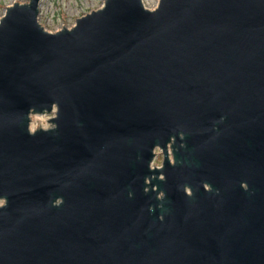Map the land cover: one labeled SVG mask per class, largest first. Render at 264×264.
<instances>
[{
	"label": "water",
	"instance_id": "water-1",
	"mask_svg": "<svg viewBox=\"0 0 264 264\" xmlns=\"http://www.w3.org/2000/svg\"><path fill=\"white\" fill-rule=\"evenodd\" d=\"M40 1L0 16V264H264V0Z\"/></svg>",
	"mask_w": 264,
	"mask_h": 264
},
{
	"label": "rangeland",
	"instance_id": "rangeland-1",
	"mask_svg": "<svg viewBox=\"0 0 264 264\" xmlns=\"http://www.w3.org/2000/svg\"><path fill=\"white\" fill-rule=\"evenodd\" d=\"M13 1L26 0H0V16L4 13L7 5ZM145 6L152 8L158 0H143ZM103 0H41L39 3L38 20L47 30L54 31L62 26H71L75 18L88 12L91 9L99 7ZM51 113L33 114L31 116L30 127L48 126ZM156 150H159L156 148ZM162 153L160 152L153 163H161Z\"/></svg>",
	"mask_w": 264,
	"mask_h": 264
},
{
	"label": "flooded vegetation",
	"instance_id": "flooded-vegetation-1",
	"mask_svg": "<svg viewBox=\"0 0 264 264\" xmlns=\"http://www.w3.org/2000/svg\"><path fill=\"white\" fill-rule=\"evenodd\" d=\"M158 166H160V164Z\"/></svg>",
	"mask_w": 264,
	"mask_h": 264
}]
</instances>
